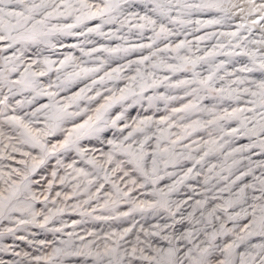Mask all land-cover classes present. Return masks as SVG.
<instances>
[{
  "label": "snow or ice",
  "instance_id": "snow-or-ice-1",
  "mask_svg": "<svg viewBox=\"0 0 264 264\" xmlns=\"http://www.w3.org/2000/svg\"><path fill=\"white\" fill-rule=\"evenodd\" d=\"M0 264H264V0H0Z\"/></svg>",
  "mask_w": 264,
  "mask_h": 264
},
{
  "label": "rangeland",
  "instance_id": "rangeland-1",
  "mask_svg": "<svg viewBox=\"0 0 264 264\" xmlns=\"http://www.w3.org/2000/svg\"><path fill=\"white\" fill-rule=\"evenodd\" d=\"M161 108H163V105H161ZM160 114H164L163 111H161ZM133 115H135V112H133ZM63 219L65 221H67L69 225H71L72 220H78V219H80V217L78 215H76V214L69 213V214H65ZM137 219H139V217H137ZM55 226L58 227L59 224L57 223ZM83 228L95 229L97 231H100L102 229L106 230L107 229V225H105L103 222H100V221H91L90 220L88 223L77 227L76 231L77 232H81V230ZM30 231L36 233V236H35L36 240H42V239H45V238H47L48 240L53 239V234L52 233L44 232V231H42L40 229H37V228H31ZM66 231H71V228L69 227L68 229H66ZM26 234L27 233H25V232L18 233V235H26ZM5 243H13V240L11 238H7L5 240ZM16 243L20 244L21 248H25L26 250H32V249H27L26 244L23 243V242L16 241Z\"/></svg>",
  "mask_w": 264,
  "mask_h": 264
}]
</instances>
